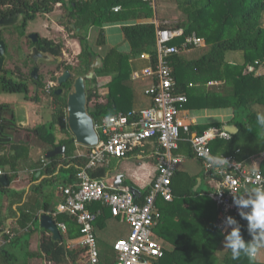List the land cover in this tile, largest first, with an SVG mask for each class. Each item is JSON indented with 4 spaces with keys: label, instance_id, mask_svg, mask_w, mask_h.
Listing matches in <instances>:
<instances>
[{
    "label": "trees",
    "instance_id": "1",
    "mask_svg": "<svg viewBox=\"0 0 264 264\" xmlns=\"http://www.w3.org/2000/svg\"><path fill=\"white\" fill-rule=\"evenodd\" d=\"M174 1L185 13V18L173 23L171 26L164 24L161 26L181 28L184 35L194 32L196 35L204 37L206 46H208L196 58H188L183 54L184 52L169 55L166 58L176 79L175 91L187 94V84L184 80L186 69L203 74L202 76L207 77L208 80L221 81L222 77L225 76L223 72L232 76V84L229 88L217 87L214 90H206L196 94H189L188 92V99L184 108L232 107V117L228 121L200 125L190 123L189 132L202 134L212 126L222 128L225 125H234L237 130L228 139L216 138L211 142L213 153L230 155L241 161L264 151V130L256 122V115L260 112L254 108V105L261 103L262 94L264 93V72L254 74L253 71L248 70V65L253 64L254 61L261 62L264 66V25H262L264 0ZM57 3L66 8V16L72 20L73 27L69 25H64V27L73 31L72 36L77 39L80 47L77 54V65L65 64L62 69V71L69 70L75 76L86 74L90 69L92 59L98 56L88 41V31L91 27H99L96 44L103 45L105 43V34L102 27L104 23L122 20L130 22L133 20H148L152 12V7L141 0H0V17L20 13L22 20L16 27L18 28V34L24 36L27 22L35 19L38 13L51 12L53 6ZM115 6H120V10L113 11ZM110 26H118V24L107 25L108 28ZM121 29L125 40L130 45V50L128 52L119 51L116 47L107 49L101 57L102 65L95 68L93 77L88 79L92 84L91 87L85 88L88 103H93L87 110L94 122L98 121L103 115L112 114L119 110L127 111L131 108L133 92L129 84V72L132 70L130 61L134 57H138L145 52L149 54L151 63L156 61L153 23L140 22L122 25ZM172 42L179 43L180 39ZM35 45L40 51L53 57L59 56L62 51L61 43H56L46 37H39ZM228 51H241L243 53L241 60L233 65L232 70L225 68V65H228L225 61V55ZM256 67L257 65H255ZM71 82L72 79H69L67 82L55 85L52 88L50 91L52 97L51 119L48 122L36 125L33 129L36 138L45 145L43 153L45 149L63 145L64 152L62 154L46 159V162L43 163L38 154L31 156L33 149L28 141L22 143L13 142V140L0 142V166H7L15 172L21 168L23 162L31 161L32 166L37 167L33 171V179L28 191L22 189L10 192L8 187H3L0 184V196L8 197L6 212L2 211L0 202V240L4 241L0 246V264H13L10 259L15 258V256L7 258L4 252L6 248L15 246L28 248L29 236L36 230L32 225L37 226L38 213H36V210L42 212L54 211L56 205L53 206L52 204L54 203V187L74 183L76 173L87 162L86 156L77 153L78 149L87 148L74 143V138L66 124V92ZM30 83L34 86L33 95L29 94ZM100 85L108 87L103 101L98 100ZM42 87L41 77L34 82L30 76L15 75L13 70H0V92L22 93L25 100L39 102V90H42ZM58 87L62 91L56 94L55 90ZM3 111L6 112L7 118H5V124H0L1 132L5 128L17 131L12 106L8 103H0V112ZM57 133H63L65 136L58 138ZM175 152L186 158H195L190 144L184 140L179 142L178 149ZM43 153H40V155ZM34 157L38 159L33 161ZM259 170L264 174V159L260 161ZM87 171L93 178L104 177L107 173L104 165L89 168ZM60 172H63L65 176L62 177ZM6 176L11 181L14 179L15 173H6ZM40 178L41 180L38 181ZM200 178L203 177L200 176ZM196 180L197 177L191 176L185 171L175 170L171 178L173 199H181L176 200L175 203L166 202L165 207L162 206L165 202L161 200L157 202L159 210L164 209L166 211V214L164 213L166 215L164 216V223L171 222L168 227L162 230L169 234L163 236H166V238L176 236V239L174 240V249L164 251V255L152 260V264H211L205 245L212 239L214 243L217 242L222 235L214 225L217 214V211L214 210V208L216 209L214 203L209 198L211 204H208L205 200L200 202L197 198L198 194L201 193L200 187L193 190ZM122 183L136 191L137 193L134 194L135 199L140 200L142 193H140L141 190L137 186L129 180H124ZM145 192L144 189L143 194ZM244 196L246 197V195ZM190 206H199L197 209L202 213L199 220L205 219L206 222L210 212L213 216L212 222L204 225L207 231L203 233L202 241L198 244L194 242V237L189 240L192 235L196 234L195 229H199V225L202 227L198 217L195 220L194 211L192 212ZM97 207L99 208L95 204L91 209L95 210ZM169 210L172 211L169 212ZM187 212H190L189 217L186 214ZM12 215L16 217V225L7 223V219ZM109 215L108 208L100 207V214L96 217L94 224L103 223ZM52 217L56 222H63L66 231L64 233L59 231L60 238L53 240L48 231L42 230L38 242L39 251L36 253L27 251L28 254L42 257L53 264H77L78 260L85 256L84 247L80 245L68 246L66 243V239L79 237V227L75 222V218L63 212H59ZM235 219L241 225V235L245 241L251 240L247 232V222L240 217H235ZM19 230L25 231L21 241L19 240ZM190 244H196L198 250L189 251ZM196 258L198 261L193 262L192 259ZM113 259V252L106 256H100V264H112ZM221 261L222 264H256L244 254H241L238 259H232L229 250L225 251Z\"/></svg>",
    "mask_w": 264,
    "mask_h": 264
},
{
    "label": "built area",
    "instance_id": "2",
    "mask_svg": "<svg viewBox=\"0 0 264 264\" xmlns=\"http://www.w3.org/2000/svg\"><path fill=\"white\" fill-rule=\"evenodd\" d=\"M141 1L156 10V0ZM119 10L120 6L113 7V11ZM150 22L155 28L156 61L151 63L149 54L143 52L138 57L150 63L140 70L131 71L133 79L140 76L151 78V85L144 90V94L150 99V105L140 109L119 110L93 121L98 142L88 148L85 155L87 162L76 173L75 182L59 186L57 190L61 198L55 205V210L48 212L51 216L63 212L75 218L80 233L78 244L85 249L87 264L101 263L94 224L100 214V207L108 208L112 217L125 221L129 226L127 235L116 239L112 244V264H152V260L164 255L165 247L153 236V227L161 217L157 202H169L173 199L171 178L183 161V157L175 151L182 140L190 144L194 157L203 167V174L213 184L206 195L216 207L214 225L221 234H225L227 230L224 224L226 216L240 217L237 208L233 206V196H247L252 189L264 187V174L259 170L264 151L239 161L230 155L212 152L211 142L214 139H228L231 135L224 127L212 126L202 134L189 132L191 122L183 114L187 94L175 91L173 70L166 58L205 47L204 37L194 32L184 35L181 28L162 27L157 18ZM177 39H180L179 43L172 42ZM256 64L259 62L249 64L248 70L259 74ZM215 83L207 81L206 84ZM55 84L54 80H47L45 91L50 93ZM189 86L193 84L189 83ZM148 144L152 148L149 154L154 158L155 173L141 200L135 199L127 185L115 187L103 178L91 177L87 171L104 165L109 157L122 159L132 155L142 158L148 152ZM218 155L229 161L228 166L222 170L209 167L208 157ZM42 161L45 163L44 157ZM2 175H5V170L0 166V176ZM94 203L99 208L91 209ZM56 225L60 231H66L63 222ZM3 243L0 240V246Z\"/></svg>",
    "mask_w": 264,
    "mask_h": 264
},
{
    "label": "rangeland",
    "instance_id": "3",
    "mask_svg": "<svg viewBox=\"0 0 264 264\" xmlns=\"http://www.w3.org/2000/svg\"><path fill=\"white\" fill-rule=\"evenodd\" d=\"M67 10L64 8V6L55 4L53 6V10L49 13L44 14H37L35 19L29 20L27 22V25L25 27V33L29 32H36L40 37H46L48 39H51L55 41L56 43L62 44V51L61 54L56 58L53 57L50 61H45L40 59L38 61L39 65V72L38 76L41 77L43 87L42 90H39V97L40 101L39 103L33 101V100H25L23 98L22 93H3L0 92V103H8L10 106L12 105H19V108L16 109V117H20L21 114H26V109H28L29 113V120L26 129L24 128H18V132H14L11 129H8L6 132H8L10 135H12L13 142H27L32 147L31 156H35L38 154V157L41 156L40 153H43L45 145L36 138L35 132H33L34 127L38 125L39 123L43 121H47L51 117V108H52V97L50 96V93L45 91V85L47 84V80L52 79L56 83V76L60 74V72L63 69V65L70 64L73 66H76L77 61V54L79 53L80 47L78 44V41L75 37H73V31L67 30L64 25L73 24L72 20L70 18H67ZM151 17L145 21H136V22H150V20H153L157 18V20L166 25L171 26L173 23L184 19L185 13L181 11V9L177 6L174 0H156V10L152 9ZM122 22L128 23L127 20L122 21H114V22H106L105 26L103 27L104 34L106 37V41L103 45H97L96 44V38H97V32H98V26H93L88 31V41L92 49L97 53L99 57H102L107 49L111 47H118L119 44H121L123 41L128 42L125 40L124 35L122 33L121 26L123 25ZM134 22V23H136ZM117 23L118 26H110L109 28L106 25H112ZM262 25H264V13H263V19H262ZM71 27V26H70ZM1 35L3 40L6 44V59L4 62V68L8 70H13L16 74H21L24 76H29L30 71L33 67L32 60L28 57V53L30 52L31 48V42L28 39L27 36H20L18 34V28L15 26L10 27H4L2 28ZM123 44V43H122ZM208 46L205 47H197L195 49H192L189 54H185L188 58H196L200 54H202ZM241 51H228L225 55V61L228 65H225V68H228L230 70L233 69V65L237 64L239 60H241L242 57ZM191 56V57H189ZM95 58V57H94ZM94 58L92 60H94ZM134 61H137L141 67H138L137 70H140L141 68L145 67L147 64L145 60L134 57ZM92 62V61H91ZM255 62V61H254ZM254 62L252 65H254ZM230 63V65H229ZM257 65V70L260 73L264 72L263 69V63L259 62ZM231 67V68H230ZM187 70V69H186ZM132 71V70H131ZM131 71L129 72V75H131ZM188 71V70H187ZM224 73V78L222 77V82L218 85H212V89L221 87V88H229L232 84V76ZM203 74H198L192 70V72L187 75V79H193L198 84L197 88L190 89L191 92H195L198 90H201L203 87L201 86L202 76ZM14 76V75H13ZM75 77V75L72 74V78ZM109 78V77H108ZM107 78V79H108ZM151 78L148 76H140L138 78H134L131 80L132 89L142 97H145L143 94V86L145 84L150 83ZM57 85V84H55ZM91 83L88 81V79L85 80V88L91 87ZM107 86L100 85V88L98 89L99 98L98 100L103 101L105 98V94L107 93ZM29 94L33 95L34 93V86L30 83L29 85ZM25 104L26 106H21V104ZM92 102L88 103L87 108L92 106ZM254 108L260 112L264 113V93L262 94V100L260 104L254 105ZM189 110H197L196 115L202 114L203 112H200L205 109H211L208 111H212L214 109H220L225 113V111H231V106H220V107H204V108H188ZM200 110V111H199ZM215 119V118H214ZM17 120V119H16ZM58 138L64 137L65 135L62 133H57ZM10 141V140H9ZM79 153H86L87 149L80 148ZM149 160V161H146ZM118 159H113L112 163L109 168V171L112 173H115L116 171L122 170L126 167H135L138 162L142 161L144 163V167H142L140 175L142 179H148L150 173V169L152 166V162L150 158H142L137 159L133 156L122 158L120 160V164L117 162ZM119 164V166H118ZM179 165L182 166V168H186L189 171L198 172L199 174V168L201 173H203V167L200 163V166L198 162L194 158H188L183 163H180ZM32 163L31 161H25L22 163L21 171L27 173L26 177H21L19 179V185H27L30 182V175H31V167ZM179 167V166H178ZM177 167V168H178ZM8 168V167H5ZM201 175V174H200ZM18 176V173H17ZM112 177V176H111ZM110 177V178H111ZM113 179V178H111ZM14 185L13 183L10 184V186ZM147 186L143 187L146 188ZM207 188V184L202 182L200 185L201 190H205ZM200 199L203 201L205 200L208 204H211L208 198L206 197L205 193L203 195H199ZM4 203H6L5 199L3 201V208ZM36 213H38V209L36 210ZM202 213L199 211L198 219H200ZM213 216L210 212L208 218L202 219L205 224H210L212 222ZM204 223H201V226H203ZM37 227V226H36ZM124 225H116L114 226L113 223H108L104 227H97L96 233L99 235L100 239H102V235L108 236L105 238V240L100 241V248L102 250H106V248L109 246V244L112 242L111 240L113 238H118L119 236H123L126 229ZM161 228V227H160ZM199 230H201V227L199 225ZM38 228H36L37 230ZM38 231V230H37ZM36 232V231H35ZM33 232V236L36 235V233ZM203 232V231H202ZM202 235L203 233H199V231L196 232V234L192 235L189 240L194 237V242L197 244L202 241ZM222 236L219 237V240L214 243V240H210L206 243V252H208L211 264H222V257L226 251V249L223 248L222 241L224 239V234H221ZM196 239V240H195ZM188 243V242H187ZM173 245L175 246L174 242ZM189 251H197L198 246L196 244H193L189 246ZM109 248V247H108ZM105 252V251H104ZM201 258V257H200ZM193 262L198 261V259H192ZM252 262H255L256 264H264V248H260L257 251V254L254 258L251 259ZM77 264H87L86 257L82 256L80 260H78ZM203 264V263H202Z\"/></svg>",
    "mask_w": 264,
    "mask_h": 264
},
{
    "label": "crops",
    "instance_id": "4",
    "mask_svg": "<svg viewBox=\"0 0 264 264\" xmlns=\"http://www.w3.org/2000/svg\"><path fill=\"white\" fill-rule=\"evenodd\" d=\"M128 21V20H127ZM134 22H136V20L134 21H132V22H130V21H128V23H126V22H122V24L123 25H130V24H135ZM136 23H140V22H136ZM141 23H144V22H141ZM105 24L106 23H104L103 24V26H105ZM107 26V25H106ZM123 33V32H122ZM105 41H106V37H105ZM123 43V44H122ZM121 44H119L118 45V47H117V49L119 50V51H124V52H128L129 50H130V45H129V43L128 42H125V41H123ZM192 50H188V51H185L183 54L185 55V54H189V52H191ZM186 56V55H185ZM188 56V55H187ZM186 56V57H187ZM189 57H191V56H189ZM144 60V59H143ZM131 62V69L132 70H134V69H137L138 67H141V65L137 62V61H134L133 59L130 61ZM145 62H146V64H148V61L147 60H145ZM261 72V71H260ZM191 73V71H187V70H185L184 71V80L186 81V90L189 92V94H196V93H200V92H203V91H206V90H214V89H212L211 87H213L212 85H217V84H219V83H221V81H217V80H208L207 79V77H205V76H203L202 77V81H204L203 83H201V86L203 87L201 90H198V91H195V92H191L190 91V89H194V88H197L198 87V84L195 82V80H193V79H190V80H188L187 79V75H189ZM175 78V77H174ZM131 80H133V78L131 77V75H130V85H131V87H132V84H131ZM176 80V79H175ZM207 80L208 81H214V82H216L215 84H211V85H207L206 83H207ZM189 83H191V84H193V86H189ZM151 85V80H150V83H148V84H145L144 86H143V94H144V90L147 88V87H149ZM211 86V87H210ZM107 90H108V88H107ZM132 92H133V98H132V105H131V108L130 109H140V108H143V107H147V106H149L150 105V99H149V97L147 96V95H145L144 94V96L145 97H142L141 95H139L138 93H136L135 91H134V89H132ZM188 92H187V94H188ZM40 101V100H39ZM37 103H39V102H37ZM21 106H26L25 104H21ZM12 108H13V112H14V116H15V122H16V127L17 128H24V130L26 129V127H27V124H28V120H29V113H28V109H26V114H21V116L20 117H16V109L17 108H19V105H12ZM129 109V110H130ZM208 110H211V109H205V110H202V111H200V112H203L202 114H199V115H196V113H197V110H189L188 108H185L184 109V115L185 116H187V118H188V120H190V122L191 123H193V124H207V123H214V122H226V121H228L231 117H232V112L231 111H225V113H223V111L222 110H220V109H214V110H212V111H208ZM215 118V119H214ZM17 119V120H16ZM51 119V117L47 120V121H43V122H41V123H39V124H42V123H45V122H48L49 120ZM19 131V129L17 130V131H14V132H18ZM34 132V131H33ZM4 138H11V140L10 141H12V135H10L8 132H6L5 133V137ZM6 142H8V141H6ZM75 143V142H74ZM76 145H79V144H76ZM55 147V146H54ZM85 147V146H84ZM87 148V151H88V148L89 147H86ZM49 149H51V148H48V149H45V152L47 151V150H49ZM151 144H148V146H147V150H148V152L146 153V155H144V157H142V158H145V159H147V158H150L151 159V161L150 162H152V166H151V169H150V173H148L149 174V177H148V179H142V177H141V175H140V172H141V170L140 169H142V167H144V163L142 162V161H140V162H138L137 163V165L135 166V167H126V168H124V169H122V170H119V171H116L115 173H112L111 174V172L109 171V168H107L108 166H110L111 165V163H112V161H113V159H116V158H114V157H109L108 158V161H107V163H105L104 164V166L106 167V169H107V173H106V175L104 176V177H98V178H103V179H105L107 182H110V183H112L113 184V181H114V178H115V176L116 175H121V179H120V184L119 185H124L122 182L124 181V180H129V181H131L135 186H137V188L138 189H140L141 190V192L140 193H142V196H141V198L143 197V191H144V189L145 190H147V188H148V186H149V184H150V182H151V180H152V178H153V176H154V173H155V162H154V158L151 156V154H149V153H151ZM79 150V149H78ZM77 150V153L78 154H83L84 156L86 155V153H87V151H86V153H79V151ZM45 152L40 156L41 158L42 157H44V159H45V162H46V159L47 158H45V156H44V154H45ZM179 154V153H178ZM179 155H181L182 157H183V161L181 162V163H183L186 159H188V158H186L185 156H183L182 154H179ZM130 156H132V155H130ZM130 156H128V157H130ZM127 157V158H128ZM134 158H137V159H141L142 160V158H138V157H135V156H133ZM38 158L37 157H34L32 160L33 161H36ZM197 162H198V164H199V166H200V162L196 159V158H194ZM120 160L121 159H118V163L120 164ZM146 161H149V160H146ZM119 164H118V166H119ZM180 164V163H179ZM102 166V165H101ZM179 166V167H178ZM177 167V169L176 170H180V171H185L186 173H188L189 175H191V176H195V177H197V178H199L200 179V182H199V184L196 186V188H198V187H200V185H201V183L202 182H204V183H206L207 184V188L205 189V190H201V195H203L204 193H205V195H206V191H209L210 189H211V186L213 185L212 183H211V181L209 180V179H207L206 177H205V175L203 174V173H201V171L202 170H200V168H199V174H198V172H194V171H189V170H187L186 168H182V166L181 165H178ZM5 167H7V166H4L3 168H4V170H5V175H6V173H15V177H14V179L13 180H11V181H9V184H8V186H3L1 183V186H3V187H8V189L10 190V192H12V191H19V190H22V189H26V191H28V187L30 186V184H31V180L33 179V177H32V175H33V171L35 170V169H37V167H34V166H31L32 168H31V170H30V172H31V175H30V182L27 184V185H23V186H20L19 185V179L21 178V177H26L27 176V173H25L24 174V172L23 171H21V169H19V170H17V171H12V170H10L9 168H5ZM96 167H99V166H96ZM17 173H18V176H17ZM60 174L62 175V177L63 176H65V174L63 173V172H60ZM201 174V175H200ZM37 175H38V172L36 173V177H37ZM112 176V177H111ZM200 176H202L203 178L201 179L200 178ZM7 177V176H6ZM61 177V178H62ZM113 178V179H111V178ZM35 178V177H34ZM39 180H41V178L40 179H38V181ZM197 181V180H196ZM14 184V185H12V186H10V184ZM59 186L60 185H56L55 187H54V189H53V198H54V203H52L53 204V206L55 205V204H57L58 202H59V200H60V198H61V196H60V194H59V192H58V188H59ZM145 186H147L146 188H144L143 189V187H145ZM195 186V185H194ZM135 193H137L136 191H135ZM134 193V194H135ZM200 194H198V195H200ZM206 197H207V195H206ZM141 198H140V200H141ZM173 198H174V196H173ZM199 200H200V202H202V200L200 199V197L198 196L197 197ZM208 198V197H207ZM4 199H5V201H6V203H4V208H3V201H4ZM179 199H181V198H176L175 200L173 199L172 201H169V202H173V203H175L176 202V200H179ZM40 201H41V199H39ZM181 201H183V200H181ZM0 202H1V204H2V211L3 212H6V205H7V203H8V197H6V196H4V197H2V196H0ZM164 202V201H163ZM96 203H94L93 205H95ZM166 204V202L165 203H163V207H165L164 205ZM92 205V206H93ZM91 206V207H92ZM15 207V206H14ZM199 206H190L189 208L192 210V212L194 211V217H195V220H197V218L196 217H198V214H199V209H197ZM196 209V210H195ZM214 210L216 211V209L214 208ZM160 211V210H159ZM170 211H172V210H169V212ZM43 212L42 211H40V210H38V214H37V227L36 226H34V225H32V227H35V228H38L37 230H34L33 232H35L36 233V235H34L33 236V232L30 234V236H29V246H28V248L27 249H25V248H21V247H19V246H15V247H9V248H6L5 249V255H7V258L9 257V258H11L12 256H15V258H11L10 259V261H12V263L13 264H53L52 262H49V261H46L45 259H43L42 257H37V256H35L34 254H32V255H30V254H28V252L27 251H29V252H32V253H36V252H38L39 251V249H38V242H39V237H40V235H41V232H42V230H45V229H43L42 227H40V225H39V222H38V217H39V215L40 214H42ZM45 213H48V212H45ZM160 213H161V217H160V219H159V221L157 222V224L153 227V236L156 238V239H158L163 245H164V247H165V251H171V250H173L174 249V245H173V242H174V240L176 239V236H173V237H171V238H166V236L164 237L163 235L164 234H169V233H166V232H164V231H162L164 228H166V227H168L170 224H171V222L169 221V222H167V223H164V216H166L165 214H166V211H164V209H162L161 211H160ZM165 213V214H164ZM187 215H188V217L190 216V212H187L186 213ZM54 219V218H53ZM16 217H14L13 215L12 216H10L8 219H7V223H11L12 225H16ZM198 221H199V223H204L203 221H201V220H199L198 219ZM56 222V221H55ZM113 223V225L114 226H116V225H124L126 228V231H125V233H124V235L123 236H126L127 235V233H128V231H129V226H128V224L125 222V221H122V220H120L119 218H116V217H112L111 215H109V216H107V218L103 221V223H101V222H99V224L98 223H96L95 224V233H96V228L97 227H104V226H106L108 223ZM56 223H59V222H56ZM205 225V223L203 224V226L201 227V230H199V229H195V231H199V233H200V231H201V233H205L206 231H207V228L204 226ZM161 227V228H160ZM47 231V230H46ZM60 231V230H59ZM167 231V230H166ZM203 231V232H202ZM25 231H23V230H19V236H20V241L22 240V238H23V235H25V233H24ZM62 232V231H61ZM168 232V231H167ZM64 233V232H63ZM161 233V234H160ZM122 236V237H123ZM102 237V239H100V237H99V235L96 233V239H97V245H98V249H99V254H100V256H106V255H109V254H111L112 252H113V248H112V244L116 241V239H118V238H121V236H119L118 238H113L111 241V243L109 244V248L107 247L106 248V250H102L101 248H100V241H102V240H105V238L106 237H108V236H105L104 234L101 236ZM178 238H179V236H178ZM177 238V239H178ZM78 241H79V238L78 237H76V238H71V239H66V243H67V245L68 246H75V245H79L78 244ZM17 245H18V242H17ZM105 251V252H104Z\"/></svg>",
    "mask_w": 264,
    "mask_h": 264
},
{
    "label": "water",
    "instance_id": "5",
    "mask_svg": "<svg viewBox=\"0 0 264 264\" xmlns=\"http://www.w3.org/2000/svg\"><path fill=\"white\" fill-rule=\"evenodd\" d=\"M20 19V14L11 15L7 18H0V30L3 27L12 26L16 24ZM73 26V24L71 25ZM29 37L32 42L37 41V33L31 32L29 33ZM28 57L34 62V66L30 72V75L37 79V74L39 70L38 61L40 59L45 61H50L53 59V56L43 53L40 51L36 45L31 46L30 52L28 53ZM6 59L5 53V43L2 39H0V70L3 68L4 62ZM102 65L101 57L96 56L94 60H92L90 64L89 71L84 75H76L72 78V73L69 70H64L60 73L56 78V84L61 85L65 83L68 79L72 78L71 85L66 92V124L69 132L74 138L75 144H79L85 147L95 146L98 142V135L93 126V119L88 114L87 105L88 101L86 98V90H85V80L90 79L94 75L95 68H99ZM61 88H56L55 93H61ZM0 124L1 121H0ZM224 129L228 131L230 134H234L237 130L234 125H225ZM11 140V138H4L1 132L0 125V142H6ZM64 152V146H55L49 150H47L44 154L45 158L49 159L58 154H62ZM121 175H116L113 181V185L117 187L120 184ZM200 179L197 178L196 184L193 187V190L196 189V186L199 184ZM0 183L3 186H8L9 181L6 175L0 176ZM132 190V189H131ZM135 193L134 190H132ZM38 222L40 227L47 230L53 240H57L60 238V232L56 225L55 220L49 213L43 212L38 217Z\"/></svg>",
    "mask_w": 264,
    "mask_h": 264
},
{
    "label": "clouds",
    "instance_id": "6",
    "mask_svg": "<svg viewBox=\"0 0 264 264\" xmlns=\"http://www.w3.org/2000/svg\"><path fill=\"white\" fill-rule=\"evenodd\" d=\"M256 122L264 130V113H257ZM209 167L222 170L229 161L222 155L209 156ZM248 191L247 189L245 190ZM233 206L238 215L247 222V232L251 240L245 241L241 235V225L232 216H226L224 224L227 230L222 241L223 248L229 250L232 259L241 254L254 258L258 249L264 248V187H257L248 192L247 196H233Z\"/></svg>",
    "mask_w": 264,
    "mask_h": 264
},
{
    "label": "flooded vegetation",
    "instance_id": "7",
    "mask_svg": "<svg viewBox=\"0 0 264 264\" xmlns=\"http://www.w3.org/2000/svg\"><path fill=\"white\" fill-rule=\"evenodd\" d=\"M57 4H59V5H61L60 3H57ZM17 14H20V13H17ZM39 14V13H38ZM11 15H16V14H10V15H8L7 17H9V16H11ZM7 17H0V18H7ZM21 20H22V15L20 14V19H19V21L16 23V24H14V25H12V26H17L20 22H21ZM72 24H70V26H71ZM7 27H10V26H7ZM71 27H73V26H71ZM4 28V27H3ZM6 28V27H5ZM1 31H2V29L0 30V39H2L3 40V38H2V35H1ZM29 33H31V32H29ZM29 33H25V36H27L28 37V39L30 40V42H31V46H33V45H35V43L38 41V39H39V35L37 34V41L36 42H32L31 41V39H30V37H29ZM4 41V40H3ZM4 43H5V41H4ZM5 53H6V44H5ZM58 57V56H57ZM56 57V58H57ZM33 62V61H32ZM33 64H34V62H33ZM34 66V65H33ZM39 66V65H38ZM33 68V67H32ZM3 69H5L4 68V65H3V68L1 69V70H3ZM32 70V69H31ZM31 72V71H30ZM38 72H39V70H38ZM60 73H62V72H60ZM29 76L31 77V79L34 81V82H36L38 79H39V77L40 76H38V74H37V79H34L30 74H29ZM58 76V75H57ZM72 79V78H71ZM69 80V79H68ZM67 80V81H68ZM66 81V82H67ZM33 85V84H32ZM5 118H7L6 117V112L5 111H3V112H0V121H1V123L2 124H5L6 123V121H5ZM8 129H10V128H5V130L3 131V132H5L6 133V131L8 130ZM9 131V130H8ZM2 132V136L3 137H5V133H3Z\"/></svg>",
    "mask_w": 264,
    "mask_h": 264
}]
</instances>
